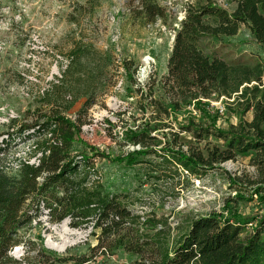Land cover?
Masks as SVG:
<instances>
[{
	"label": "trees",
	"instance_id": "1",
	"mask_svg": "<svg viewBox=\"0 0 264 264\" xmlns=\"http://www.w3.org/2000/svg\"><path fill=\"white\" fill-rule=\"evenodd\" d=\"M233 1L236 4L231 11L215 0L186 3L183 18L174 30L167 73L160 81L162 96L154 98L151 85L147 90L144 85L136 84L137 93L147 101L142 109L145 120L128 132L129 141L138 145V149L114 158L95 147H90V154L75 152V142L85 144L78 137L83 123L79 117L72 119L59 107L50 106L43 113L38 110L30 122L21 125L22 132H29V137L34 138L31 152L39 153L37 161L20 160L12 168L4 161L6 138L3 136L9 133L0 132V264L66 261L67 258L56 256L40 242L26 239L20 233L43 215L52 223L68 218L72 228L90 225L94 231L99 230L97 247L105 251L120 248L134 257L131 264H264L263 69L259 64L229 63L220 56L206 54L199 45L203 37L235 35L240 24L249 28L258 43L264 44V0ZM129 12L150 24L157 20L166 22L169 17L158 0H132ZM123 62L127 78L136 82L134 70L127 61ZM81 65L78 55H70L60 70L58 82L67 84L70 82L67 79L75 75L81 83ZM98 72L91 71L90 75L94 77ZM252 82L255 83L250 85ZM81 93L85 97L83 107L87 109L95 98L89 89ZM78 96L81 95L70 98L74 100ZM231 98L234 100L229 103ZM220 99H226L228 105L235 103L242 112L252 110L251 120L240 121L228 131L216 127L213 114L216 116L217 110L211 112L210 103ZM190 105L197 114L211 118L206 129L202 124L196 125L193 117L181 120L180 112ZM172 121L180 132L191 131L197 141L211 129L223 141V147L213 145L204 149L187 145L184 148L178 141L179 131L170 133L169 137L163 130ZM154 132H161L166 138L160 148L154 143ZM251 151L254 178L243 179L245 175H231L221 167V163ZM147 155L159 158V165H167L178 175L179 169L198 177L208 170L219 169L226 174L234 195L224 200L221 212L190 216L172 226L167 217L157 216L153 210L132 211L120 196L104 191L99 181L87 185V168L93 166L92 157L135 165L142 162L140 157ZM254 196L263 212L252 218L242 217L238 204L253 201ZM224 211L227 216L223 215ZM253 221L251 230L241 237V232ZM18 245H22L24 253L15 258L10 251Z\"/></svg>",
	"mask_w": 264,
	"mask_h": 264
},
{
	"label": "rangeland",
	"instance_id": "2",
	"mask_svg": "<svg viewBox=\"0 0 264 264\" xmlns=\"http://www.w3.org/2000/svg\"><path fill=\"white\" fill-rule=\"evenodd\" d=\"M131 1L0 0V132L9 133L3 136L7 165L16 168L20 160L37 161L39 153L31 152L34 138L29 137V132H22L21 125L30 122L38 110L43 113L50 106L59 107L72 119L79 117L83 123L78 137L85 144L75 142V152L90 154V147H95L114 158L139 148L128 139L129 130L136 129L145 120L142 109L147 101L137 93L136 84L144 85L147 90L151 85L154 98L162 96L160 81L167 73L174 30L183 18L186 3L205 0H158L169 17L166 22L157 20L152 24L130 14ZM215 1L228 11L236 4L233 0ZM199 45L206 54L220 56L229 63L259 64L264 78V44L258 43L244 24L239 25L235 35L203 37ZM70 55H78L82 63L81 83L74 75L67 79L70 85L61 84L58 82L60 70ZM123 61L134 70L136 82L127 78ZM96 70L99 72L94 77L90 75ZM86 84L92 85L86 88ZM84 89H89L95 98L87 109L83 107ZM73 95L81 96L71 100ZM226 101L210 103L211 112L217 110L216 116L213 114L216 127L228 131L240 121L251 120L252 110L242 112L235 103L228 105ZM197 112L190 105L180 112L181 120L193 117L196 125L202 124L206 129L211 118ZM170 125L163 130L169 137L170 133L179 131L178 141L184 148L187 145L204 149L213 145L223 147V141L209 128L197 141L191 131L180 132L176 122ZM152 134L156 136L157 148L162 147L166 138L161 132ZM252 156L253 151L237 155L235 160L221 163V167L231 175L254 178ZM92 158L93 166L87 168V185L99 181L104 191L120 196L132 211L153 210L157 216L167 217L172 226L190 216L221 212L224 200L234 195L226 174L219 169L208 170L198 177L181 169L179 175L175 174L167 165H159V158L153 155L140 157L142 162L135 165L101 156ZM237 207L241 216L247 218L263 212L255 196L253 201H242ZM222 213L227 216L225 211ZM63 221L52 223L43 215L20 233L26 239L40 242L56 256L67 258L57 264H131L134 260L120 248L105 251L97 247L99 230L94 231L90 225L72 228L70 219ZM253 225L254 221L248 223L241 237ZM47 240L59 249L47 247ZM23 253L22 245L10 251L15 258Z\"/></svg>",
	"mask_w": 264,
	"mask_h": 264
},
{
	"label": "bare ground",
	"instance_id": "3",
	"mask_svg": "<svg viewBox=\"0 0 264 264\" xmlns=\"http://www.w3.org/2000/svg\"><path fill=\"white\" fill-rule=\"evenodd\" d=\"M63 222H65V221H63ZM46 246L50 247V248H53V249H59L55 244H53L49 240L46 241Z\"/></svg>",
	"mask_w": 264,
	"mask_h": 264
},
{
	"label": "built area",
	"instance_id": "4",
	"mask_svg": "<svg viewBox=\"0 0 264 264\" xmlns=\"http://www.w3.org/2000/svg\"><path fill=\"white\" fill-rule=\"evenodd\" d=\"M251 224V223H250Z\"/></svg>",
	"mask_w": 264,
	"mask_h": 264
}]
</instances>
